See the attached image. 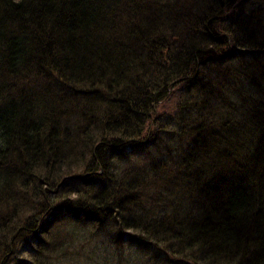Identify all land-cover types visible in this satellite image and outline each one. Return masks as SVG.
<instances>
[{
  "label": "trees",
  "instance_id": "1",
  "mask_svg": "<svg viewBox=\"0 0 264 264\" xmlns=\"http://www.w3.org/2000/svg\"><path fill=\"white\" fill-rule=\"evenodd\" d=\"M0 173V264H264V0H0Z\"/></svg>",
  "mask_w": 264,
  "mask_h": 264
},
{
  "label": "rangeland",
  "instance_id": "2",
  "mask_svg": "<svg viewBox=\"0 0 264 264\" xmlns=\"http://www.w3.org/2000/svg\"><path fill=\"white\" fill-rule=\"evenodd\" d=\"M179 27L182 28V25H179ZM262 34H263V32H262ZM47 124L49 127L53 125V127L55 128L53 133H56V134L58 133L60 136H62V133L60 132L59 127H58V126L62 125V123L60 124L59 122L56 121V124H51V123L46 122V126H47ZM105 126L106 125L102 124V123L98 125V129H99L98 131H99L100 136L99 135H95V136L92 135L91 136L92 139H88L87 141L83 142L84 144L82 147V152H79V155L71 156L70 157L71 159H69V160L66 159L65 161H63V163H59V162L57 163L55 160L54 161L51 160V161H49L50 165L47 166V169L44 172H48L49 177L53 180H56L58 178L57 176H59V173H61V172L65 173L66 171L64 172V170L66 168H69L70 165L74 169L76 168V172L80 173V171L83 170L87 166V162L90 159V154L92 152L93 145H94L95 141L98 140V138L96 136H99V138H101V135L103 134L101 131L102 130L106 131ZM95 130H96L95 127L90 128V132H95ZM109 130H112V127ZM106 134H107V131H106ZM70 154H73V153L70 152L69 155ZM76 154H77V152H76ZM51 155H53V157H54L52 159L60 158L59 154L57 155V157L53 153ZM61 156H63V154ZM30 158H32V157H30ZM30 161H31V159H29V162ZM76 172H75V174H76ZM16 173L14 172V175ZM0 176H2L1 173H0ZM4 177H8L10 179L9 175L8 176L5 175ZM64 179L65 178H63V180H60V181L62 182V181H64ZM26 182L28 183L27 187L29 189L28 193L30 195V200L37 203L39 199H37V197H34V195H35L34 186L32 189V187L30 188L29 182L27 180H26ZM16 184H17V186H15V188L19 187V189H20L21 184H19L17 182H16ZM57 184L58 185L56 188L58 189L60 183H57ZM72 185L75 186L76 184L73 183V184H70L68 186L70 187ZM81 186H82V183H81V185L77 184V187H81ZM66 193H68V192H66ZM31 207H32V204H31ZM19 215L21 216V213ZM66 220H67V223L63 222L64 225H66V224L68 225V231H67L68 234H65L66 235L65 239H68V241H70V242H74L73 247L75 249H78V251H75V252H77L75 255V258L83 260L84 263H82V264H102V262L104 264H138L137 258H135V256H134L136 254H131L129 252L122 250V249L130 250L129 246H123L122 249H120V248L117 249L116 245L110 246V243L111 244L113 243V238L110 235V233L115 231L110 223L104 224L101 227H95V226L93 227V226L87 225L85 223L84 227H79V224H82L79 220L72 218V217L70 218L69 216L66 217ZM0 232L4 233V229H2V231H0ZM2 233H1V235H2ZM161 237H162V235H161ZM185 256L186 255L184 254L183 260L185 259ZM169 257H171V255H169ZM174 258H177V257L174 256ZM149 262L150 261L147 262V261L142 260V262L139 261V264H150ZM164 262L161 261V263L158 262V264H178L176 262H172V263L167 262V261H164Z\"/></svg>",
  "mask_w": 264,
  "mask_h": 264
}]
</instances>
